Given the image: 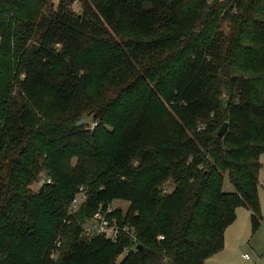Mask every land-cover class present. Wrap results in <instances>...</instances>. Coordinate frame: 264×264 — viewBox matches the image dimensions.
Segmentation results:
<instances>
[{
    "label": "trees",
    "instance_id": "trees-1",
    "mask_svg": "<svg viewBox=\"0 0 264 264\" xmlns=\"http://www.w3.org/2000/svg\"><path fill=\"white\" fill-rule=\"evenodd\" d=\"M263 152L264 0H0V264H205Z\"/></svg>",
    "mask_w": 264,
    "mask_h": 264
},
{
    "label": "rangeland",
    "instance_id": "rangeland-1",
    "mask_svg": "<svg viewBox=\"0 0 264 264\" xmlns=\"http://www.w3.org/2000/svg\"><path fill=\"white\" fill-rule=\"evenodd\" d=\"M53 2L56 4L58 0H53ZM71 7L75 11H79L80 4L74 1ZM87 120L91 122V118ZM261 155L260 158L264 157V152ZM223 176V190L233 191L234 188L227 173ZM38 188L39 183L37 182L31 186L33 191H37ZM259 191L261 193L259 200L262 218L257 228L252 229L249 212L243 207L238 208L234 221L224 232L223 250L212 255L208 264H264V183L262 181ZM114 201L123 209L128 206L126 201Z\"/></svg>",
    "mask_w": 264,
    "mask_h": 264
},
{
    "label": "built area",
    "instance_id": "built-area-1",
    "mask_svg": "<svg viewBox=\"0 0 264 264\" xmlns=\"http://www.w3.org/2000/svg\"><path fill=\"white\" fill-rule=\"evenodd\" d=\"M85 198L84 188L80 187L72 200L69 213L76 211ZM116 206L115 201L108 204L105 208L100 206L95 215L84 222L83 229L85 234L88 236H103L115 243L122 232L130 233L131 228L128 225L120 224L116 219L110 217ZM245 257L247 256L245 255Z\"/></svg>",
    "mask_w": 264,
    "mask_h": 264
},
{
    "label": "crops",
    "instance_id": "crops-1",
    "mask_svg": "<svg viewBox=\"0 0 264 264\" xmlns=\"http://www.w3.org/2000/svg\"><path fill=\"white\" fill-rule=\"evenodd\" d=\"M261 156H262V155H261ZM260 161H261V165H262V166H261L260 173H259V187L261 186V181L264 183V157H261V158H260ZM259 196H261L260 191H259ZM241 207H243V206H240V207H238V208H241ZM238 208L236 209V211L238 210ZM243 208H245V207H243ZM245 209H246V208H245ZM246 210L249 212L248 209H246ZM249 213H250V212H249ZM210 258H211V257H210ZM210 258L207 259V261H206L205 264H208Z\"/></svg>",
    "mask_w": 264,
    "mask_h": 264
},
{
    "label": "water",
    "instance_id": "water-1",
    "mask_svg": "<svg viewBox=\"0 0 264 264\" xmlns=\"http://www.w3.org/2000/svg\"><path fill=\"white\" fill-rule=\"evenodd\" d=\"M83 122H84V120H83V119H80V120L78 121V124L80 125V124H82ZM226 129H227V122H224V123L221 125V127L219 128V130H218V133H217L218 136H219V137H222V136L224 135ZM44 182H45V180H44V179H41L40 182H39V185L42 186V185L44 184Z\"/></svg>",
    "mask_w": 264,
    "mask_h": 264
}]
</instances>
